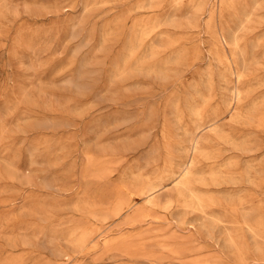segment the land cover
<instances>
[{"label": "rangeland", "instance_id": "374dc122", "mask_svg": "<svg viewBox=\"0 0 264 264\" xmlns=\"http://www.w3.org/2000/svg\"><path fill=\"white\" fill-rule=\"evenodd\" d=\"M216 1L0 0V264H264V0ZM195 131L202 212L172 182L153 195L161 220L101 219ZM89 224L99 246L76 247L68 234ZM126 237L143 248L104 250Z\"/></svg>", "mask_w": 264, "mask_h": 264}, {"label": "bare ground", "instance_id": "6f19581e", "mask_svg": "<svg viewBox=\"0 0 264 264\" xmlns=\"http://www.w3.org/2000/svg\"><path fill=\"white\" fill-rule=\"evenodd\" d=\"M219 4L220 5H230L229 7L233 6L232 1L228 3L226 0H217L216 5H219ZM215 34L217 36L216 38H217L218 43L222 45L224 48H226L227 46L233 45V44H237L236 37L231 32L221 29V31L215 32ZM138 40L140 39L136 38L135 41H133V45H135ZM224 59L226 60L228 58L224 56ZM239 77H240V73H238V78ZM69 83L71 86H74L80 92L84 91L88 86L86 84H83L81 82H76V81H70ZM235 97L237 99H240L241 93L239 89H236ZM197 113L199 114V111H197ZM176 114H177V117H179V114L177 112ZM198 129H200V127H198L197 130ZM168 146H169L168 148L169 154L167 158L165 159L164 168L161 171V173L157 175L155 178H147V179L142 178L138 180L135 184H133V186L131 187L126 186V185H123V186L119 185L116 190L114 199L111 202H109L110 206L108 208L102 207L100 209V213H101L100 216L103 221L118 220L120 218L121 219L124 218L122 224L132 229H136L140 226H143L145 225V223L149 225L152 224L154 221L160 218L158 216L160 213L158 214L157 211L161 208V205L158 199L154 198L153 195L159 192L160 190H162L163 188H165L168 184L172 182L175 183V186H176L174 190L176 193L173 192V195H176L177 201L179 202V207L184 209L186 213L188 212L189 209L201 210L202 212V210L206 208L207 200L196 189L195 187L196 180L194 178V168L197 162L195 155L203 149L201 140L198 137V132L195 131L190 136H188V138L184 142L178 143L176 148L172 149L171 144H169ZM183 150H186L187 152L186 157L188 159L182 162H179L178 159L181 158L180 151H183ZM192 153H193V157H192ZM86 157H87L86 159L87 164L85 167V172L86 173L91 172L94 176L103 178L105 171H106L105 162L102 159L94 155H90L88 153L86 154ZM34 163H36L35 160H33V164ZM139 200H142L143 203H140ZM172 203H173V200H170L169 203L167 204V207L169 206L172 207L171 206ZM92 216L97 217L96 215H94V213ZM161 218L159 220H161ZM164 218H165V215H164ZM248 221H249L248 217L245 216V220L243 222L249 225ZM89 225L79 227L75 231H72L71 233L68 234V237L70 238L71 243L76 245V247L84 248L88 246L89 244H93L94 242L96 243L95 247L99 246L100 244L99 241L101 240V237L105 235V233L104 231L102 234L101 232L98 233V231L101 230V228L95 229L91 227V225L90 226ZM97 228L99 227L97 226ZM155 235H157V232ZM147 240L148 239H146V241ZM151 240H153V238H151ZM155 242H156V239H155ZM155 244L154 242L152 243V245H155ZM228 244H229L228 248L230 250H234L238 254H243L245 248L243 247L242 244L239 243V240L234 234H231ZM113 248H118L119 250L127 251V252L129 251V253H131L130 251H140L143 248V245L134 243L130 237L121 238L118 240L113 239V240L106 241L104 245V250L107 251ZM66 257H69V255H66Z\"/></svg>", "mask_w": 264, "mask_h": 264}]
</instances>
